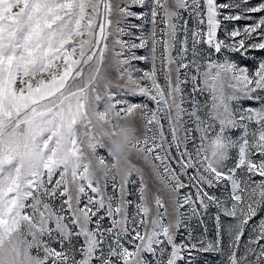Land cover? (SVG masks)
I'll list each match as a JSON object with an SVG mask.
<instances>
[{
	"label": "snow or ice",
	"instance_id": "snow-or-ice-1",
	"mask_svg": "<svg viewBox=\"0 0 264 264\" xmlns=\"http://www.w3.org/2000/svg\"><path fill=\"white\" fill-rule=\"evenodd\" d=\"M249 3L119 0L114 10L112 0H0V264H155L162 246L170 249L166 264H192L202 242L177 243L172 235L179 227L176 217L182 208L198 215L208 206L216 208L218 232L226 229L228 218L242 225L230 264H264V217L251 225L247 243L252 251L239 252L245 229L264 212V59L250 71L231 58L255 59L250 51H264V16L243 30L225 23L264 12V0ZM136 6L142 11L131 10ZM114 11L118 36L125 34L124 21H140L131 26L141 33L143 22L152 25L131 42L114 40L115 83L101 74ZM158 19L164 25L159 30ZM149 43L153 54L157 45L163 48V84L155 64L150 71L133 67V61L148 59L135 50ZM44 74L50 79H37ZM188 84L192 88L186 95ZM204 92L210 94V107L196 100ZM137 96L155 102V110L135 102ZM189 97L190 109L185 106ZM134 110L145 132L135 149L167 188L174 223H164L168 213L159 194L149 218L143 179L136 213H129L125 186L141 173L135 165L118 185L116 177L109 181L107 175L89 172L88 153L100 162L111 159L104 126L115 134ZM162 119L168 121L170 141ZM193 130L200 133L199 144ZM229 130L241 135L233 139ZM36 140L49 155L42 166L27 171L19 159ZM109 183L114 193L119 189L118 200L106 194ZM221 187L223 199L212 192ZM56 201L59 207H54Z\"/></svg>",
	"mask_w": 264,
	"mask_h": 264
},
{
	"label": "rangeland",
	"instance_id": "rangeland-1",
	"mask_svg": "<svg viewBox=\"0 0 264 264\" xmlns=\"http://www.w3.org/2000/svg\"><path fill=\"white\" fill-rule=\"evenodd\" d=\"M225 2H229V0H218V3H225ZM234 2L239 3V0H234ZM260 2H262V0H250V3L247 6L251 7L253 5H257ZM112 3H113L114 10H115V6L116 4L119 3V0H112ZM131 10L137 13L142 11V9L138 6L133 7ZM13 11H18V9H13ZM143 11H147V9H143ZM184 16L185 18H187V14H184ZM261 16H264V12L249 13L248 17L250 18L246 17L245 19H241V20L234 21V22H225V23L227 24V27L229 29L238 27L241 30H243L244 27L252 25L256 21H258V19ZM117 19H119V17L114 11L113 16H112V25L108 29V31H110L111 33L107 41L109 52L106 56L104 64L101 66V74L106 75L114 83L116 82V72H115L114 66H112L111 64V49L114 46V43H113L114 40L119 38V39H123L125 41L131 42L132 40H134L136 36L145 34L152 29L151 23L145 21L143 22L144 33H141L138 28L131 26L133 24H140L141 23L140 21H136V20L124 21L122 22L120 26L125 29V34L122 36H118L116 32V27H117L116 20ZM163 27L164 25L160 24L159 19H158L157 30ZM188 27L190 29L194 27V22L192 20H189ZM218 36L220 39H224L225 37L224 31L220 30L218 32ZM179 39H183L182 33ZM135 42L138 43L139 41L136 40ZM249 42L251 43V42H258V41H249ZM190 43L191 41H190V36H189V45ZM151 48H152V45L151 43H149L146 49H136L135 50L137 56H147L148 59L140 60V61L139 60L133 61V67L138 68L142 71H146V70H151L153 67V64H155V67L159 75V82L163 84L164 83L163 65L161 63V59L165 54L163 52V48L161 45H157L156 52L154 54L152 53ZM153 55L155 56V61H153V58H152ZM172 55L175 56L176 52L175 51L172 52ZM249 56L255 57V59H251V58L242 59L240 55L238 54L231 58L235 61H239L241 65H247V67L251 71L255 69L260 59H264V51H260V50L250 51ZM74 58H78V54ZM60 71H63V68H61ZM40 78H43L45 80L50 79V77L47 76V74H44L43 77H37V79H40ZM120 83H123V81H121ZM141 83L146 84L144 80L141 81ZM33 86L35 87V84ZM191 88H192L191 84H188L186 86L185 88L186 95L191 92ZM113 91H115V89H113ZM134 99H135V102L147 103L149 109L155 110V107H156L155 102L147 98H143L139 96L135 97ZM190 100H191V97H189V103L185 105L189 109L191 108ZM196 100H198L201 104H205L207 102L210 107L211 97L208 92L198 94L196 96ZM244 103L247 104L251 102L245 101ZM253 106H256V105H253ZM161 123L163 125L164 134L170 141L171 135L169 132L168 121L166 119H162ZM143 124H144V121L141 120L140 114H139V119L137 121V127L139 129L138 136L141 138L145 134ZM187 127L190 129H194L195 125L188 124ZM227 134L231 136L233 139H236L241 135V132L239 130H229ZM199 135L200 133L194 130L191 132V136L196 138V141H195L196 144L200 143ZM188 148L189 150L193 148V144L191 142L188 143ZM175 154H176L175 148H173L172 155H175ZM235 154L236 153L234 150L230 153V155L232 156H235ZM132 162L137 168L141 169V173L133 174L130 177L132 183L127 184L125 186L126 194L130 193L127 195V199L132 204V206H130L128 209L129 213L130 214L136 213V209L134 205L136 203H139V188L141 187V179H143V182H144L143 186L147 189L145 195L148 200V204L150 206V217L149 218H151V215L155 214L156 208H155L154 198L157 194H159L162 200L164 201V204H165V207L168 213V215H166L164 218V223L167 224L170 221L174 223L175 215H174L173 206L170 202L169 192L167 188L164 187L161 180L154 175L152 167H151V163L145 162L140 157H134ZM173 167L175 168L174 164H173ZM56 178H58V176ZM111 178L112 177H109V181H111ZM120 179L121 178L116 177L117 185L119 184ZM182 180H186V178L182 177ZM157 189H159V193H157ZM181 191L185 192V191H192V190L191 189H181ZM212 192L213 194L220 196L221 199H223V195H222V193L224 192L223 187L213 189ZM106 194L109 196H114L116 200H118L120 197L119 189L117 188V191L114 193L111 183H109V187L107 188ZM54 207H59V201H56L54 203ZM164 210L165 209L163 208L161 209L162 212ZM180 211L181 212H179L176 217L179 227L176 232L172 233L177 243H181L185 240L192 241L193 243L202 242L200 246V250L193 253L192 264H230V261L232 259V253L235 251L234 242L236 238V233L238 230H243L241 223L239 221L233 222L230 218H228L226 221L227 223L226 229L218 232L217 228L213 225V216L216 214L215 206H208L207 210L201 209L198 215H193L192 211L189 210L188 208H182ZM201 217H203V220H201ZM261 217H264V212H261L258 217L254 218L250 222V225L245 229L243 239L241 241V246L239 248L240 253H243L245 249H248L249 252L252 251V249L249 247V244L247 243L249 237L253 234L250 228H251V225L257 224L258 220ZM224 219H225L224 217H221V220H224ZM109 223H110L109 220L105 219L104 221L105 226H107ZM141 231H143V229H141ZM53 246L57 247L55 243L53 244ZM131 250L133 249L130 247V251ZM159 251H160V255L155 258V264H166L167 260L169 259L170 249H168L167 251L166 246H162L160 247ZM32 254L33 255L37 254L35 249H33ZM80 258L81 257L79 255L76 257L77 260H79ZM145 258L148 259L149 261L153 260V257L150 254H145ZM251 259L254 260L255 257H252ZM92 264H98V261L93 260ZM174 264H176L175 261H174ZM179 264H184V262L180 261ZM242 264H247V262L242 261Z\"/></svg>",
	"mask_w": 264,
	"mask_h": 264
},
{
	"label": "clouds",
	"instance_id": "clouds-1",
	"mask_svg": "<svg viewBox=\"0 0 264 264\" xmlns=\"http://www.w3.org/2000/svg\"><path fill=\"white\" fill-rule=\"evenodd\" d=\"M103 82H101V88ZM139 113L132 111L126 115L115 129V134H111V129L104 128L110 134L104 137L105 147L108 150L111 159L100 162L94 155L88 153L89 172L94 177H109L123 178L133 170V158L139 154L135 149V144L138 139L139 129L137 121ZM49 152L43 143L39 140L30 143L28 149L23 152L19 159V163L23 169L33 171L42 166L48 158Z\"/></svg>",
	"mask_w": 264,
	"mask_h": 264
},
{
	"label": "bare ground",
	"instance_id": "bare-ground-1",
	"mask_svg": "<svg viewBox=\"0 0 264 264\" xmlns=\"http://www.w3.org/2000/svg\"><path fill=\"white\" fill-rule=\"evenodd\" d=\"M140 61V60H139ZM146 71H150V70H146ZM145 82H146V84L148 83V81L147 80H144Z\"/></svg>",
	"mask_w": 264,
	"mask_h": 264
}]
</instances>
